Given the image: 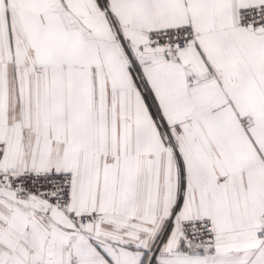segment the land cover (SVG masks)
I'll return each instance as SVG.
<instances>
[{"label": "snow or ice", "instance_id": "obj_1", "mask_svg": "<svg viewBox=\"0 0 264 264\" xmlns=\"http://www.w3.org/2000/svg\"><path fill=\"white\" fill-rule=\"evenodd\" d=\"M0 264H264V0H0Z\"/></svg>", "mask_w": 264, "mask_h": 264}]
</instances>
